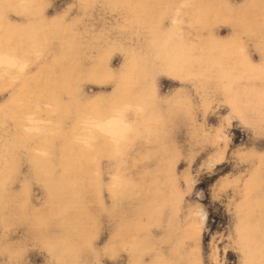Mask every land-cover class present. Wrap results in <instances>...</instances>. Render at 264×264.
<instances>
[{
  "label": "rangeland",
  "instance_id": "rangeland-1",
  "mask_svg": "<svg viewBox=\"0 0 264 264\" xmlns=\"http://www.w3.org/2000/svg\"><path fill=\"white\" fill-rule=\"evenodd\" d=\"M0 264H264V0H0Z\"/></svg>",
  "mask_w": 264,
  "mask_h": 264
}]
</instances>
